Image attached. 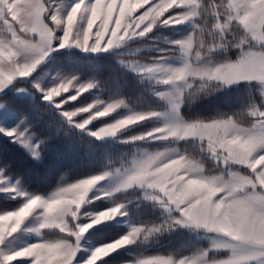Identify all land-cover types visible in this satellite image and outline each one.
<instances>
[{
	"label": "clouds",
	"instance_id": "clouds-1",
	"mask_svg": "<svg viewBox=\"0 0 264 264\" xmlns=\"http://www.w3.org/2000/svg\"><path fill=\"white\" fill-rule=\"evenodd\" d=\"M99 0H88L87 12H80V5L84 0H76L70 10L63 16H57V12L48 8L45 22V32L37 34L30 21L22 18V30L18 34L20 38L34 45L33 55L21 58L16 63L20 65L13 80L5 84V77H0V104H6L2 97L11 89L14 92L23 82L24 89L35 99L38 109L43 114L54 113L57 121L64 128L71 127L77 133H86L96 139L116 136L118 132L129 125L146 120L148 117L158 115L152 108L130 110L117 113V109L128 107L125 95H116L109 92L105 95V83L94 75L84 76L74 70L53 69L45 80L41 75L46 58L54 49L74 48L82 52L111 53L119 66L133 73L136 78L144 83L157 97L174 98L173 109H178L182 103L192 104L198 99L210 96L222 90L233 80L225 75V72L238 63L240 55L228 57L229 49L239 50L242 44L248 43L249 37L243 31L237 35L235 25L237 23L234 13L230 10L232 0H224L223 7L226 11L221 13L215 5V0H122L130 9L121 11L120 4L112 11L111 17L104 14L93 16L91 6ZM116 3V0H104V6ZM137 7L133 8L132 5ZM172 9L171 12L168 10ZM78 13V15H77ZM167 13V15H165ZM241 20H246V15L241 13ZM82 21V22H80ZM188 24V29L179 35H166L163 29L170 26ZM221 59L217 60V55ZM172 61H175L174 63ZM23 72V76L20 72ZM159 86H168L160 90ZM38 98V99H37ZM248 118L244 125L235 112L213 119L207 123L202 120L178 121L173 125L167 122L158 127H148L142 131L140 137L159 138L164 135L174 136L178 134L191 135L201 127H211L220 124L231 126L238 135L226 143L229 147V156L232 147L247 148V138L242 135L248 129L254 128L260 119H264V87L260 89V100L250 99L246 105L237 110ZM114 113H117L114 115ZM24 125H31L25 139L30 137L32 144L43 145L51 138L50 134H41L36 130L35 124L29 120L27 113L21 114ZM93 124L97 127L92 128ZM51 134H54V127ZM158 156L162 152L156 153ZM228 157H225L227 159ZM181 160H188L187 171H204L205 164L198 157L187 151L179 152L176 161L163 162V170L168 171ZM264 161V155L254 158L250 168H255L256 162ZM224 170L220 169L215 175L204 174L199 178L191 175L181 176L174 172L176 180L168 185L173 192H179L186 187L199 186L202 190L194 192L183 203L178 201L170 203V196H165L153 189L154 200L160 201L161 206L167 210L158 222L133 225L129 231L120 235L116 240L102 243L90 250L89 254L76 264H96L101 255L116 249L123 244H130L137 239L146 241L149 237L167 232L177 227H209L197 224L187 210L199 201L201 204L209 203L212 209H220L225 192H232L233 188L227 181L219 182ZM116 170L100 169L97 172L74 181L76 187L86 186L85 192L78 199L72 201L75 207L71 214L63 221L65 227L58 231L56 239L46 241H66L72 249L74 256L80 246L82 237L89 229L102 221L111 220L116 213H125L126 200L118 198L114 193L137 186L134 172L124 174L111 188H97L98 182L106 178H113ZM228 175H232L231 172ZM243 181L249 184L253 179L249 173H243ZM144 191V188H140ZM219 192L215 201L210 195ZM91 193V195H90ZM89 200L105 199L107 206L92 211H83L84 219L77 217V212L82 211L80 203L84 198ZM231 201V197H230ZM224 207H231V202ZM248 211L255 218L259 215L264 223V208L259 213L249 206ZM219 227L214 230L225 231L229 234H239L242 224L238 219H229L227 216H219ZM70 235H63L64 232ZM79 237V239H77ZM264 242V240L260 241ZM168 264H232L227 256H213L208 248L200 249L194 254L185 255L173 259L171 255L165 258ZM136 264H151L149 258L138 260Z\"/></svg>",
	"mask_w": 264,
	"mask_h": 264
},
{
	"label": "rangeland",
	"instance_id": "rangeland-1",
	"mask_svg": "<svg viewBox=\"0 0 264 264\" xmlns=\"http://www.w3.org/2000/svg\"><path fill=\"white\" fill-rule=\"evenodd\" d=\"M75 2L76 0H0V62H4V66L7 67L12 62L16 63L21 58L26 59L33 55V50L29 49L27 51H21L20 54L15 57H11L9 49L2 46L8 42L19 44L23 41L18 35L22 30V18L26 17L30 21L33 30L37 34L46 31L45 23L34 21L28 15V11L25 9L26 5L42 3L46 8L50 7L54 9L58 15L63 16L70 10V7ZM232 3L241 5L238 12L233 11L232 8L230 9L234 13L237 21L235 31L237 35L243 31L245 35L249 37V40L248 43L242 44L239 50L229 49L226 53L228 57L233 58L240 55V60L225 72V75L232 79L233 83L227 85L223 89H228L226 90L227 95L233 96L235 100L239 101V106L234 112L241 119L242 123L247 125L248 118L237 110L242 109L250 99L256 100V96L258 102L260 100V89L264 87V11H261V6H264V0H232ZM117 4H120L123 11L130 10L122 0H116V3L111 4L113 9ZM223 4L224 0H215V5L220 8L221 13L226 11ZM106 9L107 7L104 6V0H101L100 14L111 17L112 14L110 16L106 15ZM241 13L246 15V20L240 19ZM187 29L188 24L185 22L183 25L170 26L162 31L166 35L176 36ZM79 54L102 56L105 58L112 57L114 59L111 53L82 52L68 47L54 49V51L49 54V57L46 58L45 62H43L44 66L40 70L41 75L47 80L53 69L74 70L82 73L84 76L94 75L104 81L106 87L105 95L109 92L116 95H125L124 92H126V88L131 85L136 86L137 95H143L133 99L125 95L128 100V107L117 109V113L152 108L157 111L158 115L148 117L146 120L129 125L120 131L124 132L127 129L136 127V131L133 134L124 137L121 141L129 143L134 142V144L142 142L147 146L140 147L128 160L126 165L115 169H109L116 170L115 176L98 182L97 188L94 189V191L100 188H111L115 182L130 171L134 172L135 178L139 184L132 188L122 190L123 195L121 198L126 200L125 213H116L111 220L102 221L84 234L80 246L73 256L74 261L79 262L83 260L94 247L102 243L116 240L120 235L129 231L131 226L142 223L158 222L163 215H166L167 210L161 206V202L152 198L153 189L158 190L165 196L171 195L175 197V199L170 200V203L176 201L183 203L194 192L202 190L199 186H192L186 187L179 192H173L168 185L176 180V176L173 175L174 172H178L181 176L191 175L192 178H199V176L204 174L215 175L218 170L223 169L224 172L220 175L219 182L224 183L227 181L231 184L233 191L224 193L221 208L212 209L209 203L201 204L199 201L194 202L190 206V208L199 210L197 214L193 215L192 219L197 224H206L209 227L193 226L189 228L183 226L149 237L146 241L137 239L133 243L123 244L109 251L106 255H101L96 264H109L108 257L123 251L132 255L125 260L118 259L114 264H136L138 260L144 258H149L151 264H165L167 261L165 258L169 255H171L173 259H176L185 255L194 254L203 248H208L213 256L229 257L232 264H264V247L260 245V241L264 240V223H262L259 215L253 218V215L248 211L249 206L254 208L257 213H259L261 208H264V167H261V165H264V161L256 162L255 168H250L254 158L258 157L257 153L264 152V119H260L254 128L248 129L242 133L248 141L250 140L252 143H255V148H253L251 152H248L247 148L239 149L235 146H231L232 153L230 156L228 151L230 146H228L226 142L240 133L231 126L224 124L201 127L196 129L191 135L178 134L174 136L164 135L159 138L154 136L153 138L140 137L129 139L130 137H138L139 134L148 127H158L164 122L173 125L178 121H197L198 119L191 120L183 116L181 112L183 103L178 109L174 110L172 107L175 103L173 97L168 96L160 98L153 95L147 88V82L142 83L137 78L135 79L136 83L130 82L129 79L131 77L129 75H126L125 78L121 75H115L114 72L107 74L105 78L102 79L97 76L98 74L96 75V72L86 71L85 68L90 66V61L86 62L89 60L88 56L83 58V63L86 64L84 65L79 62L81 61V58H78ZM215 59L219 60L221 56L218 54ZM114 61L116 60L114 59ZM172 62L174 63L175 61ZM76 64H79L77 66L78 70L74 69ZM121 68L123 67L121 66ZM123 71L135 76L124 68ZM6 75H8V73L0 71V77H5ZM159 87L160 90H165L168 86ZM145 90L148 92L141 93ZM2 100L6 102V104H0V108L5 109L11 119L4 121L0 126L13 127L18 122L24 125V120L21 118V114L23 113H27L29 120L35 121L37 126L40 124L44 126L46 118H55V121H57L54 113L43 114L38 110L40 106L36 104L31 94L24 89L23 82L15 92L9 89L2 97ZM27 103L28 105L26 108L25 105ZM117 113H114V115ZM219 118L220 117L215 119ZM51 120V123H55V121H53L54 119ZM211 120L202 121L207 123ZM57 122L60 124L59 121ZM24 126L31 127V125ZM95 127H97V124L92 125V128ZM64 130L69 132L73 129L69 127L64 128ZM114 138L115 136L97 140H113ZM152 142L157 143L156 147L148 146ZM45 144L42 148L39 146V155L33 156L29 149L15 142L9 136L0 133V170H2L0 171V194L9 198H18L19 200L15 207L5 208L1 210L0 213L15 210L19 207V205L24 202L25 197L18 195V192H24L29 196L40 195L43 198L50 197L48 202L51 204L53 214H58L61 211L65 212L63 218L57 221L59 224L64 225L63 221L67 219L71 214V209L75 207L72 201L83 195L86 186H74L73 182L80 178L61 183L57 187L44 192H32L24 185L23 177L27 174V171L31 170L29 164H31V162L40 163L42 161V153L46 150L47 146ZM158 151L162 152L163 155L158 156L156 154ZM182 151H187L194 156H198L205 164L204 171H193L190 174L187 171L189 167L188 160H181L179 164L174 165L173 168L168 171L163 170L162 164H158V161L161 160L165 163L178 160L179 152ZM225 157L228 158L225 159ZM256 169H259V172H257ZM229 172H231L232 175L229 176ZM243 173H249L254 182L251 184L244 182ZM12 186H15L17 189L16 192L4 190L5 188L10 189ZM141 187L145 190L141 191ZM189 188H191L190 191L188 190ZM185 192H187L186 195ZM120 194L121 193H114L117 197ZM219 195V192L211 194L210 199L215 201ZM229 202H231V207H224V205ZM107 203L108 201L105 199L89 200L85 197L83 202L80 203L82 211L77 212L76 218L84 219L83 211H88L89 214H91L92 211L106 207ZM152 214L154 216L153 218L147 216H152ZM219 216H227L229 219H238L242 224L240 233L229 234L225 231L214 230L220 226L218 221ZM39 223L40 210L34 209L25 219L21 227L7 238L6 243L0 244V248H5L11 252L43 239L53 240L57 238L58 230L54 228L43 229L40 235L32 231ZM109 225L123 226L124 228L120 234L115 235L113 233L116 231L113 229H103ZM62 234L70 235V233L66 231ZM162 241L170 244V246H166L168 253L155 251L141 254L138 252L139 247L148 249L149 247L154 248L158 244L157 247H161L163 246ZM74 261H69V264H74ZM13 264H25V260L24 258H17ZM197 264H199V261H197Z\"/></svg>",
	"mask_w": 264,
	"mask_h": 264
},
{
	"label": "trees",
	"instance_id": "trees-1",
	"mask_svg": "<svg viewBox=\"0 0 264 264\" xmlns=\"http://www.w3.org/2000/svg\"><path fill=\"white\" fill-rule=\"evenodd\" d=\"M84 54H79L78 58H81L82 64H84ZM86 62L90 61V66L85 68L86 71L96 72L98 77L102 79L105 78L107 74L114 72L115 75H121L126 78L129 75L131 78L130 82L136 83L135 76H132L123 71V68L118 65L112 57H102V56H88ZM79 64L75 65V70H78ZM86 65V64H84ZM101 75V76H99ZM257 86V84H256ZM258 87V86H257ZM124 94L128 97L137 98L142 96L136 93V86H129L125 89ZM228 89H222L215 94L207 97L198 99L195 103L187 104L183 103L181 107V112L183 116L191 120H211L227 114L233 113L239 106V101L235 100L233 96L227 95ZM147 90L141 93H146ZM256 96V101H257ZM17 104V102H16ZM14 105V104H12ZM28 103L25 105L27 108ZM14 107H16L14 105ZM54 119L55 118H51ZM51 119H45L44 126L36 125V130L41 132V134H50V139L46 142V150L42 153L41 162H31V170L27 171V174L23 177L24 185L32 192H44L51 190L61 183L73 181L79 179L89 174H93L100 169H115L126 165L128 160L133 156V154L143 146H147L142 142L134 144V142H123L121 139L128 137L133 134L136 130L134 128L127 129L124 132L117 133L113 140H97L94 137L89 136L86 133H77L74 130L65 131L63 126L57 121L51 123ZM47 126L54 127V134H51V128ZM140 129V128H139ZM157 143L152 142L148 146L156 147ZM125 194V193H124ZM123 194L118 197L121 198ZM18 198H9L0 194V211L15 207ZM148 217H154L153 214L147 215ZM123 226L109 225L103 229H113V234H120L123 230ZM161 247H149L145 249L144 247H139L141 254L146 252H165L166 246H170L167 242L162 241ZM165 243V244H164ZM137 252V253H138ZM132 254L126 252H121L113 256L108 257V263L114 264L115 261L125 260Z\"/></svg>",
	"mask_w": 264,
	"mask_h": 264
},
{
	"label": "snow or ice",
	"instance_id": "snow-or-ice-1",
	"mask_svg": "<svg viewBox=\"0 0 264 264\" xmlns=\"http://www.w3.org/2000/svg\"><path fill=\"white\" fill-rule=\"evenodd\" d=\"M87 2L88 0H84V3L80 5V12H87L89 10L87 7ZM151 3L152 0H149V5H145V7H149ZM240 6L241 5L239 4H230V8H232L235 12H238ZM132 7H137V5H133ZM25 9L28 11V15L34 21H40L43 23L46 22L49 10L42 3L28 4L25 6ZM100 11L101 0L91 6V12L94 17L100 15ZM112 11L113 6L110 4L107 6L106 15L110 16ZM121 11L123 12V9H121ZM168 11L171 12L172 9H169ZM261 11H264V6H261ZM165 15H167V13H165ZM57 16L59 15L57 14ZM2 46L9 49V54L11 57L19 55L21 51H27L29 49L33 50L35 48L34 45H30L25 41H22L19 44L8 42ZM19 68L20 65L15 62H12L7 67L4 66V62H0V71L8 73V75L5 76V84H8L13 80V77ZM20 75H24L22 71L20 72ZM0 91L5 90L0 89ZM10 119L11 117L9 116L8 112L5 109L0 108V124H3L4 121ZM28 131L29 127L24 126L19 122L13 127L0 126V133L9 136L15 142L29 149L33 156H37L39 155V144H32L30 142V137L27 139L24 138ZM255 146V143H252L250 140L247 141L248 152H251ZM257 155H264V152H259ZM261 167H264V165H261ZM256 171L259 172V169H256ZM4 190H11L13 192L17 191L15 186H12L10 189L5 188ZM188 190L190 191L191 188ZM186 194L187 192H185V195ZM18 195L25 197L24 202H22L15 210L4 211L3 213H0V244L6 243L7 238H9L21 227L25 219L33 212L34 209L40 210V223L36 228L32 229V231L36 232L37 235H40L41 230L43 229L54 228L59 231L65 227V225L59 224L57 222L63 218L65 212L61 211L58 214H53L51 204L48 202L50 197L43 198L40 195L29 196L24 192H18ZM170 198L175 199V197H172L171 195ZM187 212L188 215L193 217V215L197 214L199 210L189 208ZM77 239H79V237H77ZM260 245L264 247V242H260ZM71 253L72 249L66 241H46L43 239L34 243H30L19 250H13L11 252L5 248H0V264H13L17 258H24L25 264H69V261H74ZM74 264H76L75 261ZM165 264H168V261H166Z\"/></svg>",
	"mask_w": 264,
	"mask_h": 264
}]
</instances>
